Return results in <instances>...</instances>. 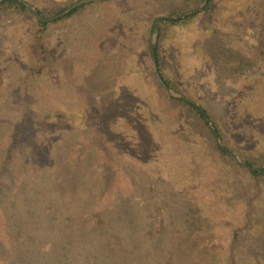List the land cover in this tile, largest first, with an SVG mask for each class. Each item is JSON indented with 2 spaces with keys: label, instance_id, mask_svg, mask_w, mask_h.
Here are the masks:
<instances>
[{
  "label": "rangeland",
  "instance_id": "1",
  "mask_svg": "<svg viewBox=\"0 0 264 264\" xmlns=\"http://www.w3.org/2000/svg\"><path fill=\"white\" fill-rule=\"evenodd\" d=\"M24 1L34 8L32 2L41 8L55 2L67 3V0ZM217 1L220 18L214 29L221 33L226 45L248 56L256 49L264 48V0ZM172 2H94L86 4L83 13L71 19L61 20L62 17L50 22L44 35V47L51 55L52 63L41 75H31L33 68L42 65V61L33 55L38 30L36 18L0 14V167L1 155L4 157L6 153L3 149L27 107L25 94L37 125L36 135L19 152L15 164L2 170L0 176V237L3 241L7 243L12 237L7 236V231H1L3 224L13 221L19 227L18 244L23 246L26 234L34 236L31 229L37 223L36 217L40 218L38 229L44 228L46 208L53 213L60 210L59 218L67 221L68 216H60L68 201L67 195L73 200L75 188L83 189L82 182L73 177L70 169L86 160L82 169L87 168L93 181L101 185L103 181V186L108 183L131 195L136 203L134 218L116 223L106 221L112 232L106 238L95 231L93 235L85 237L81 233L73 240H64L67 247L60 255L54 254L53 250L50 252L47 242L37 241L45 258L55 259L51 264H86L89 258L92 264L99 249L108 242L114 249L104 253L105 264L115 262L111 250H116L121 256L120 261L127 264L151 263L147 257L150 250L165 252L166 256L161 258L171 256L174 264H264V180H250L244 170L231 168L212 150L206 152L200 145L196 157L201 172L198 169L194 172L192 166L186 165L182 169L173 168L167 160L173 153L165 151L166 148H178L174 158L181 166L183 158L187 163L188 158L193 157L181 154L183 149L179 139L165 141L158 155L138 161L132 157L130 147L133 134L111 128L117 123L120 112L125 114L118 121L124 126L123 130L137 122L127 118V105L121 102L124 91L120 90V85L133 82L128 81L132 74L143 75L148 87L144 95L152 98L149 94H152L153 86L145 72V67L153 65L148 30L153 14L159 12V17L170 16L167 13ZM211 33L202 19L191 26L174 29L162 42V56L169 76L183 93L181 95L214 112L220 124L226 127L231 146L240 152L243 151L242 126L262 124L264 129V68L245 78L234 77L223 68L214 67L209 61ZM136 94L132 93L131 98ZM161 102L159 98L160 106ZM98 109L105 112L101 118L109 123V127L101 126L99 121L96 125ZM242 115L246 117L241 118L240 124L237 116ZM260 133L264 134V131ZM86 142L90 144L85 147ZM90 145L94 151L95 146L99 147L98 156L93 160L86 156ZM130 157L129 169L135 173H130L134 174L124 180L120 177L119 165L114 162ZM125 165L123 168H127ZM200 184L207 190L202 198ZM113 192H107L103 203L115 201ZM21 193L29 198L26 201L20 199ZM172 196L183 202L189 200L194 206L202 204L204 229L199 232L192 251L185 243L182 248L177 243L181 239L177 234L184 232V221L170 207ZM161 197L165 200L160 202ZM108 198L111 199L106 201ZM25 213L32 216L29 223L30 217L26 218ZM163 219L167 224L171 223L164 231L169 233L166 245H161L159 240L152 244L151 235L159 234ZM75 221L72 218L63 227H56L57 233L66 235L62 230ZM90 226L87 222L86 227ZM7 230L11 234L16 231ZM55 230L49 229L52 233ZM235 230L239 231L240 242L231 253V236ZM172 252L182 254L181 263L177 253ZM37 260L35 251H26L21 256L6 250L0 254V264H37Z\"/></svg>",
  "mask_w": 264,
  "mask_h": 264
},
{
  "label": "trees",
  "instance_id": "2",
  "mask_svg": "<svg viewBox=\"0 0 264 264\" xmlns=\"http://www.w3.org/2000/svg\"><path fill=\"white\" fill-rule=\"evenodd\" d=\"M79 1L82 0H67V3H64L65 1L55 2L54 4H51L50 6H47L45 8L37 7L33 2L32 5L36 7L38 12L44 19H49L62 14L64 11H66L68 8ZM204 3L205 0H173L172 6L167 15L175 17L182 16L199 9ZM86 7L87 5H84L73 10L61 20L71 19L76 15L83 13ZM219 10L220 8L218 1L209 0L207 6L195 15L181 20L162 21L156 52L157 65L162 79L164 80L166 85L173 91L183 94L178 84L174 83L167 72V66L162 56V42L172 30L180 29L183 26H191L201 19L205 22L206 26H209V30H211L212 32L209 61L213 63L214 67H221L234 77L245 78L253 76L254 73L259 71L261 68H264V48L256 49L251 56H248L245 53L226 45V43L222 40L221 33L219 31H215L214 26H217L220 18ZM0 14L33 16L34 18H36V16L32 13V11L28 9L25 3L17 0H6L0 2ZM160 15L161 13L159 12L153 14V17L151 18V26L148 30V48L151 57L152 40L157 30L156 21ZM36 20L38 22V30L35 32L36 41L33 47V55L42 61V65L38 68H33L31 70V75H41L45 71V69L52 63L51 55L44 47V35L49 30L50 23L40 22L37 18ZM133 70L135 72H138V70ZM145 72L148 74L149 79H151L150 85L153 86L150 90L152 94H149L147 92L152 96V98H147L144 95V90L148 89V87L144 84L145 79L143 78V75L132 74L131 80L128 81L133 82H131L130 84L121 83L120 85V90L124 91V93L121 95V102L126 103L127 105V110H125V113H127V118L131 122H135L136 119L137 122L133 124V127H128L126 131L123 130L124 126H122L121 123L118 124V121L122 116H125V114H122L120 112L117 116V123H115L114 126H111L112 129H118L117 131L121 130L123 132H126L127 135H129L128 132H131L133 134L134 137L132 142L130 143V145H132L130 147L132 148V154L134 155L132 156L133 158L139 159L138 161H141L144 158L151 159L155 155H158L160 153V151L164 147L165 141L167 142L169 140L179 139L183 149V152L181 154H185L186 157H189V155H193V157L191 159L188 158L187 163L183 158L182 161L184 164L181 166L177 163L178 159L174 158L177 156L176 154L178 152V148H174V150H172L170 147L166 148L165 151L173 153V156H169L167 158L168 162L172 164L171 167L173 168L182 169V167L184 168V166L186 165L187 167L192 166V170L194 172H196L197 169L198 172H201V166L198 164V160L196 157L198 151L197 146L200 145L202 147H205L206 152H210V150H212V152L215 153L218 158L226 161L231 168H240L244 170L249 176L250 180L257 182H261L262 180H264V152H260L261 150L264 151V134H259V131H264L262 124H257L254 127L253 125L245 122L248 127L242 126L240 128L242 133L241 139L243 140V151L238 152L231 146V141L228 139L226 127L220 124L219 120L215 117L216 115L214 112H211V110L205 106L198 108L194 104L187 103L177 98L169 97L165 90L159 84L154 72L153 65L151 66V68L145 67ZM132 93L137 94L135 96L133 95L131 98ZM27 96L28 95L25 94L24 99L25 106L27 107L23 109V114H21V116L19 117V122L13 130L8 145L3 149L4 151L6 150V153L4 154V157H2L3 154L1 155L2 161L0 167V176H2L3 171L8 170L13 164H15L19 152L23 147H25L29 140L36 135V117L31 113L28 107L29 101ZM21 98L23 100L24 94L21 95ZM159 98L162 101V106L158 104ZM202 109L205 110L206 114L214 124L223 145L227 149L240 156V158L249 166L253 168H262V172H250L246 170L239 164L235 163L234 159L228 153L224 152L218 147L215 136L204 118ZM97 114L99 115V118L97 117L96 125L99 121L101 126L109 127V123L105 119L101 118V116L104 115L105 112L99 110ZM237 117L240 121V124H242L243 121L241 120V118L246 116L242 115L241 117ZM118 141L119 143H122V140L120 138H118ZM89 144V142L84 143L85 147ZM127 146L129 145L127 144ZM95 148V151L92 150L90 145V150L86 153V156H90L89 159L93 160L98 156L97 148L99 147L95 146ZM1 152L2 149L0 153ZM132 157H130L129 159L127 158L126 160L123 159L114 162L115 165H119L118 169L122 171L120 177L124 178V180L130 178L135 173L134 170L129 169L128 165V162ZM85 162L86 160H83L78 165H75V168L70 169L73 177L82 182L83 189L82 191H79L77 187L75 188L76 194L75 199L73 200H70L69 196L67 195L68 201L64 203V210H61L62 213L60 214V216L64 214L68 216V220L62 221L59 218L60 210L53 213L50 208H46L45 212H47V215H45L43 219L44 228L38 229L40 218L36 217L37 223L31 229V231L34 233V236L25 233L27 237L24 241L23 246L19 245L17 240V238L19 239V237L17 236V230H19L18 225H16L13 221L4 223V229L1 228V231H7V236L11 235L12 237L8 239L7 243L0 237V254L3 250H6L7 252H12L14 256H21L26 251H35L38 256L37 264H51L55 259L45 258L46 256L43 255L40 247L37 246V241H43L42 243L44 244L45 242H47L49 244L50 252H52L53 250L54 254L60 255L62 251H64L67 247L64 240H73L76 236H78V234L81 233H84V235L82 236L85 237L87 236V234L93 235L95 234V231H99L100 234L104 235L106 238L107 234L112 233L110 232L111 228H108V224L106 223V221L116 223L118 220L123 221L126 219L129 220L131 218H134L136 203L132 200L131 195H129L127 191L121 190L119 188L115 187L116 189H114L113 187L109 186L108 183L107 186H103V181L102 185L100 183H97L96 180L93 181L89 176V171H87V168L82 169V165ZM124 164L128 165L127 168H123ZM132 172L134 173L130 174ZM200 187L203 189L199 192L202 198L207 190L206 187H204V184H200ZM108 191H115L112 195L115 201L103 203V200L106 198ZM163 196L165 198L168 197V195H166L164 192ZM28 198L29 197L27 194H20V199L26 201ZM110 199L111 198H108V200L106 199V201H109ZM164 200L165 199L161 197L160 202ZM170 201L173 202V205L170 204L171 206H168L173 207L176 210L178 216H180L179 219L184 221L182 222V228L184 229V232L182 234H177V236L181 238L177 241V243L179 244L180 248H182L185 243L186 247L189 248V251H192L193 246L196 242L195 240L198 238L197 236L199 232L203 231L204 229V226H202V224H205V222L203 221V218L201 216L202 204H199V206H194L192 203H190L189 200L183 202V200H178L173 196L170 197ZM170 201L167 202L170 203ZM117 211L119 212L118 215ZM25 215L26 218L30 217L29 213H25ZM31 218L32 216L28 219V223ZM72 218L76 219V221L72 222L70 226L62 230L64 233H66V235L62 236L61 234H58L56 227H63L66 222H68ZM162 221L164 222V224L162 225L159 234L151 235L150 242L152 244V241L159 240L161 242V245H166L169 233H164V231L167 230L171 223L167 224L166 220L164 219ZM87 222H90L92 226L87 228ZM28 226L30 225L28 224ZM208 227H211V225H209ZM54 228L56 230L53 233L49 231V229ZM7 229H15L16 231H13V234H11V231ZM29 238L31 240L27 241V239ZM231 239L232 253L234 252L235 245L239 244L240 242V235L238 230L233 231ZM109 249H114L111 242H108V245L103 246L99 249L100 253L96 255L92 264H105L104 253ZM111 253L113 254V260H115L113 264H127L124 260L120 261L121 256L116 250H111ZM148 253L149 254H147V257L149 258L151 263L145 262V264L175 263V261L173 260L174 258L171 256L165 259L161 258V256H166L165 252L150 250L148 251ZM172 253L176 254L177 252ZM177 256L178 261L181 263V258H183L182 254L177 253ZM86 264H90V258L88 259Z\"/></svg>",
  "mask_w": 264,
  "mask_h": 264
},
{
  "label": "water",
  "instance_id": "3",
  "mask_svg": "<svg viewBox=\"0 0 264 264\" xmlns=\"http://www.w3.org/2000/svg\"><path fill=\"white\" fill-rule=\"evenodd\" d=\"M3 1H6V0H0V2H3ZM17 1H20V2H23L27 5L28 9L30 11H32V13L36 16V18L40 21V22H43V23H50V22H54L56 20H59L61 19L62 17H65L66 15H68L70 12H72L73 10L79 8V7H82L86 4H89V3H94V2H104V1H107V0H84V1H81V2H78L76 4H74L73 6H71L70 8H68L66 11H64L62 14L56 16V17H53V18H49V19H44L40 13L38 12V10L36 8H34L33 6H31L30 4H28L27 2H25L24 0H17ZM208 1L209 0H205V3L203 4V6H201L199 9L191 12V13H188V14H184L182 16H178V17H175V16H161L157 19L156 21V33L153 37V42H152V59H153V66H154V72H155V75H156V78L159 82V84L161 85V87L165 90V92L170 96V97H173V98H177V99H180V100H183L187 103H190V104H194L196 105L198 108H201L199 105H197L195 102H193L191 99L179 94V93H176L175 91H173L172 89H170L166 83L164 82V80L162 79L161 75H160V71H159V68H158V65H157V56H156V52H157V45H158V39H159V35H160V30H161V24H162V21L163 20H181V19H185L189 16H192V15H195L197 13H199L200 11H202L208 4ZM202 113L204 115V118L206 120V122L208 123V125L210 126L214 136H215V140H216V143L218 145V147L223 150L224 152L228 153L235 161L237 164H239L240 166H242L243 168H245L246 170L250 171V172H262L263 169L262 168H253L251 166H249L246 162H244L243 160L240 159L239 156H237L234 152H232L231 150L227 149L222 141L220 140V137L218 135V132L214 126V124L212 123V121L210 120L209 116L206 114L205 110L202 109Z\"/></svg>",
  "mask_w": 264,
  "mask_h": 264
}]
</instances>
